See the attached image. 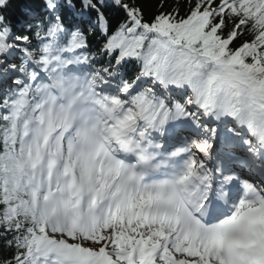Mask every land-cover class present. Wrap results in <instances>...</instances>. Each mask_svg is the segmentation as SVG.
I'll return each instance as SVG.
<instances>
[{
    "label": "snow or ice",
    "instance_id": "1",
    "mask_svg": "<svg viewBox=\"0 0 264 264\" xmlns=\"http://www.w3.org/2000/svg\"><path fill=\"white\" fill-rule=\"evenodd\" d=\"M0 0V264H264V0Z\"/></svg>",
    "mask_w": 264,
    "mask_h": 264
},
{
    "label": "trees",
    "instance_id": "2",
    "mask_svg": "<svg viewBox=\"0 0 264 264\" xmlns=\"http://www.w3.org/2000/svg\"><path fill=\"white\" fill-rule=\"evenodd\" d=\"M20 2H21V0H13L12 8H10L9 11H8V13H7L8 18H9L10 20H11V19L13 18V16L16 14Z\"/></svg>",
    "mask_w": 264,
    "mask_h": 264
}]
</instances>
